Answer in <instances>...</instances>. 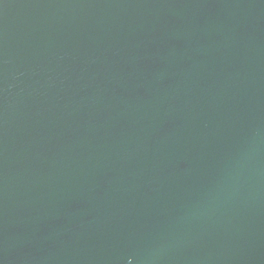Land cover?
<instances>
[{
	"label": "water",
	"instance_id": "1",
	"mask_svg": "<svg viewBox=\"0 0 264 264\" xmlns=\"http://www.w3.org/2000/svg\"><path fill=\"white\" fill-rule=\"evenodd\" d=\"M0 264H264V0H0Z\"/></svg>",
	"mask_w": 264,
	"mask_h": 264
}]
</instances>
